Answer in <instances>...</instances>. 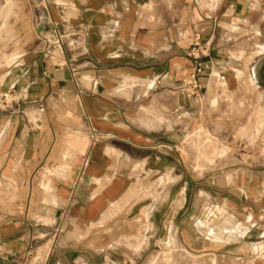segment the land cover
I'll return each mask as SVG.
<instances>
[{"label": "crops", "instance_id": "obj_1", "mask_svg": "<svg viewBox=\"0 0 264 264\" xmlns=\"http://www.w3.org/2000/svg\"><path fill=\"white\" fill-rule=\"evenodd\" d=\"M40 5L0 75V264H264V175L194 177L178 153L192 34L201 95L236 91L264 58V0Z\"/></svg>", "mask_w": 264, "mask_h": 264}, {"label": "rangeland", "instance_id": "obj_2", "mask_svg": "<svg viewBox=\"0 0 264 264\" xmlns=\"http://www.w3.org/2000/svg\"><path fill=\"white\" fill-rule=\"evenodd\" d=\"M41 2L0 0V75L34 41L36 27L41 25ZM262 56H247L248 71L238 90L219 89L198 101L191 128L178 150L192 176L230 170L264 175V66L256 80L252 77ZM41 259V254L31 252L23 264H40Z\"/></svg>", "mask_w": 264, "mask_h": 264}, {"label": "built area", "instance_id": "obj_3", "mask_svg": "<svg viewBox=\"0 0 264 264\" xmlns=\"http://www.w3.org/2000/svg\"><path fill=\"white\" fill-rule=\"evenodd\" d=\"M192 44L187 52V57L192 60L194 65L193 73L182 82L181 92L187 98L200 101L202 95L198 84V77L204 74L203 60L209 56V44L202 43L198 32H194L191 37ZM8 107L9 103H4Z\"/></svg>", "mask_w": 264, "mask_h": 264}, {"label": "bare ground", "instance_id": "obj_4", "mask_svg": "<svg viewBox=\"0 0 264 264\" xmlns=\"http://www.w3.org/2000/svg\"><path fill=\"white\" fill-rule=\"evenodd\" d=\"M9 3H7V6H8Z\"/></svg>", "mask_w": 264, "mask_h": 264}]
</instances>
